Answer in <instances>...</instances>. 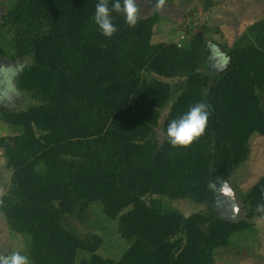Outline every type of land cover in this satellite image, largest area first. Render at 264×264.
<instances>
[{"label":"trees","instance_id":"1","mask_svg":"<svg viewBox=\"0 0 264 264\" xmlns=\"http://www.w3.org/2000/svg\"><path fill=\"white\" fill-rule=\"evenodd\" d=\"M0 17V61L30 59L18 88L35 104L0 119L18 129L0 138L11 172L0 215L27 238L30 264H216L231 236L259 219L264 177L239 196L246 218L214 211L184 215L164 200L205 205L214 182L229 180L264 137V16L230 50L225 69L201 72L211 55L203 34L153 43L160 18L104 37L92 21L98 0H9ZM6 3V2H5ZM164 79H178L171 84ZM212 106L205 134L188 149L157 136L190 106ZM94 203L119 221L129 249L119 262L97 253V235L80 237L68 217L89 218ZM88 217V218H86ZM222 250V251H221Z\"/></svg>","mask_w":264,"mask_h":264},{"label":"rangeland","instance_id":"2","mask_svg":"<svg viewBox=\"0 0 264 264\" xmlns=\"http://www.w3.org/2000/svg\"><path fill=\"white\" fill-rule=\"evenodd\" d=\"M9 0H0V17L6 14ZM6 2V3H5ZM141 17L157 15L160 21L154 29L153 43L175 42L182 37L189 39L196 34H203L210 44L211 55L202 66L201 72L210 78L215 77L225 69L229 62L230 50L235 46L247 28L264 16V0H165L162 8H157V0H137ZM31 64L30 59L12 62L3 60V69L7 74L5 83L0 80V109L18 112L28 109L35 104L28 95L18 88L19 73ZM165 82L175 84L178 79H164ZM11 84V90H9ZM264 107V99H263ZM169 108L162 111L157 136L163 140V122L167 117ZM18 129L5 124L0 119V138L15 135ZM251 154L249 160L243 164L226 182H229L242 196L264 177V137L254 135L250 142ZM0 196L5 194L10 182L7 175L6 160L0 148ZM225 182V181H224ZM223 181L214 182L212 185L213 196L205 205L191 201L164 200L166 205L178 209L184 215L214 211L222 218L233 214L230 202L221 195ZM240 199V198H239ZM89 218L79 220L68 217L65 225L75 231L80 237L97 235L102 240L98 255L105 260L119 262L130 247V242L124 239L119 228V221L108 218L100 203L91 207ZM245 212V211H244ZM256 220V219H255ZM259 220V219H258ZM252 227L231 236L228 252L217 256V261L222 264H245L264 256V222L251 221ZM0 249L10 252H20L27 255V238L14 235L10 232L6 222L0 215ZM264 259V257H263ZM89 261L90 255L79 251L75 264ZM220 263V262H219Z\"/></svg>","mask_w":264,"mask_h":264},{"label":"clouds","instance_id":"3","mask_svg":"<svg viewBox=\"0 0 264 264\" xmlns=\"http://www.w3.org/2000/svg\"><path fill=\"white\" fill-rule=\"evenodd\" d=\"M164 4L165 0H157L156 7L162 8ZM140 11L137 0H98L92 21L104 37L112 38L117 32V27L113 23V14L122 16L129 28H135L141 19ZM0 75L7 79L4 70H0ZM9 90H11V84H9ZM211 113L212 106L206 102L190 106L184 114L169 122L163 133L167 143L173 149L190 148L205 134ZM255 211L260 214L261 219H264V199L257 203ZM0 264H30V260L27 255L20 252L0 249Z\"/></svg>","mask_w":264,"mask_h":264},{"label":"water","instance_id":"4","mask_svg":"<svg viewBox=\"0 0 264 264\" xmlns=\"http://www.w3.org/2000/svg\"><path fill=\"white\" fill-rule=\"evenodd\" d=\"M3 69V60L0 61V70ZM1 78V75H0ZM221 195H223L231 204L232 211L234 212L233 214L228 215V217L224 218L229 222H240L246 218V214L244 212V208L242 205V202L240 201L238 195L236 194V191L234 188L231 186L229 182H224L221 187Z\"/></svg>","mask_w":264,"mask_h":264},{"label":"crops","instance_id":"5","mask_svg":"<svg viewBox=\"0 0 264 264\" xmlns=\"http://www.w3.org/2000/svg\"><path fill=\"white\" fill-rule=\"evenodd\" d=\"M2 151H3V149H1ZM1 154V153H0ZM2 155L4 156V151H3V153H2ZM7 170V175H9V177H11V172L8 170V169H6ZM252 221H262V220H258V219H253ZM264 222V221H263ZM252 224V223H251ZM1 245V244H0ZM264 249V248H263ZM264 251V250H263ZM262 254H264V252L262 253ZM263 255L262 256H260V257H258V258H256L257 260L255 261V260H253L252 262H250V263H248V264H264V259H263ZM220 262V263H219ZM223 263V261H217V263L216 264H222ZM246 263V261L245 262H243L242 261V263L240 262L239 264H245ZM224 264H225V260H224Z\"/></svg>","mask_w":264,"mask_h":264},{"label":"flooded vegetation","instance_id":"6","mask_svg":"<svg viewBox=\"0 0 264 264\" xmlns=\"http://www.w3.org/2000/svg\"><path fill=\"white\" fill-rule=\"evenodd\" d=\"M1 81H3L5 83V77L3 75H1V78H0Z\"/></svg>","mask_w":264,"mask_h":264},{"label":"built area","instance_id":"7","mask_svg":"<svg viewBox=\"0 0 264 264\" xmlns=\"http://www.w3.org/2000/svg\"><path fill=\"white\" fill-rule=\"evenodd\" d=\"M183 39H185V38H184V37H182V40H183ZM178 43H180V42H178Z\"/></svg>","mask_w":264,"mask_h":264}]
</instances>
